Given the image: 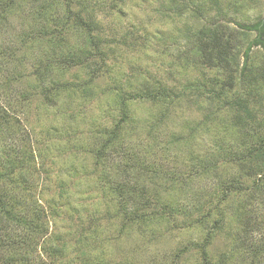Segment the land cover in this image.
I'll return each mask as SVG.
<instances>
[{"label":"rangeland","instance_id":"1","mask_svg":"<svg viewBox=\"0 0 264 264\" xmlns=\"http://www.w3.org/2000/svg\"><path fill=\"white\" fill-rule=\"evenodd\" d=\"M58 1L13 0V16L0 25V107L11 114L9 133L0 129V172L7 169L5 156L19 159L23 148L34 156L22 169L23 177L17 168L12 185L0 181V192L14 207L11 197L19 193L26 205L24 197L33 193L47 217L42 229L32 227L27 245L18 250L21 258L26 264H249L242 244L248 239L235 229L246 191L237 196L227 185L233 178L244 181V187L257 183L242 169L252 141L230 121L228 106L197 104L193 90L164 106L139 94L147 86L145 79L167 88L209 77L224 80L225 74L206 68L201 58L192 61L196 34L209 25L231 37L237 76L242 51L254 37L241 26L264 15V0H88L90 9L99 5L90 12L106 33L105 63L99 56L88 60L80 54V31H68L59 52L40 43L44 37L38 27L32 30L29 13L49 6L47 17L57 22L65 8ZM79 2L84 1H71ZM71 53L87 66L70 59ZM62 56L69 61L66 67ZM261 63L264 48L252 49L247 78H257ZM233 81L230 100L244 85L243 96L250 92L264 111L263 81L251 91L247 79L238 85ZM118 91L139 96L125 102L124 114ZM114 130L116 137L110 138ZM106 141L113 146L97 163L95 153ZM139 159L147 170L152 162L168 164L157 172L161 178L150 180L149 173L137 174ZM171 162L178 163L173 170L168 169ZM121 183L127 189L114 197L111 191ZM132 189L136 197L126 202ZM139 194L149 196L143 199L149 203L141 205ZM161 203L173 212L169 219L127 226L125 210L146 205L153 213ZM36 216L35 210L26 220L36 226L42 223ZM216 219L223 228L212 229ZM0 220L6 224H1L4 239L17 243L27 235L23 223L2 214ZM257 264H264L263 255Z\"/></svg>","mask_w":264,"mask_h":264},{"label":"trees","instance_id":"2","mask_svg":"<svg viewBox=\"0 0 264 264\" xmlns=\"http://www.w3.org/2000/svg\"><path fill=\"white\" fill-rule=\"evenodd\" d=\"M71 1L72 0L58 1L60 3L64 2L63 5L65 6V8L62 16L57 22H51L47 17V15L50 13L49 6L45 8L40 5L35 10H33L34 12L30 11V17L28 16V20L32 23V30L35 26L38 27L39 34L42 33L44 37L40 39V43L45 44V46H47L54 52H59L60 49L62 50L63 40L68 31H71V33H78V31H80V33L82 34L81 40L79 39L81 41L79 43L81 45L79 46V49H81L80 54L82 56L84 54L88 60H90L94 56H99L101 57L103 63H105L109 59V55L105 54L106 51L102 46L103 43L106 42V33L99 27V24L96 21V17L93 16V14H91L90 12L92 9L95 10V7L99 8V5L96 3L95 6H91L92 8L90 9L88 0H83V5L85 6H83L80 2L77 5L73 4L71 3ZM11 7H13V0H0V25H2L3 22H8L9 19L13 16L11 15ZM200 7L201 6L199 4L196 5L197 9H199ZM40 9L42 10V12ZM95 11L97 12V10ZM95 11H93V13H95ZM241 27L248 33H254V37L242 51L243 61L240 72L238 71L237 76H235V70H237L238 65H236V63L234 62L236 59V53L232 52L231 50L233 44L231 42V37L229 36V34H224L225 30L209 25L208 28L205 27L196 34V43L194 45L195 49L192 52V61L198 57L201 58L206 68L215 67L217 71L225 74V79L220 80L218 78L212 79L209 77V79L207 80L196 82L194 84L179 86L175 85L173 88H167L166 86L158 84V82L152 79H145L143 83H146L147 86L145 90H143L139 94V96L141 98L144 97L155 101L156 105L160 104L161 106H164L166 105V103H171L174 99L179 98L183 92L187 93L188 91L193 90V92L196 93L193 96V101L197 104H207L208 107H210L211 105H215V103L218 102L221 105H226L229 107L230 121H232L234 125L238 126L240 129H243L244 138L246 140L249 139L253 143L250 148H247L245 154L246 156L243 157V159H245V165L242 167V169L247 170V172L250 173L252 177H257V183H255L254 180L253 188H250L249 186L244 187V185H242L241 183L244 181L233 178L231 182L232 184H228L227 189H229V187H234V189L238 192L235 193L237 194V196H240L243 191H246V193L243 194L246 196V200L240 202L238 201L240 204L238 207H240L241 209L239 210L237 218H235L237 220L235 229L238 230L242 236L248 239L246 240V244L243 242L242 244L245 245V252L248 253L247 255L251 260L249 264H257L258 261H260L261 256H264V188H259L260 186L264 187V133H262L264 129V118L261 117L264 114V111L261 109V103L255 104V102L252 101L253 99L250 97V92H246L243 96L245 88L244 85L238 86L239 89L242 88V93L237 95L235 99L230 100L228 98V95L229 92L233 89V80H235L238 85L239 83H241V81L247 79L248 81H246V89L250 88V91L252 87L260 88L258 84H260L262 81L264 82V63H261V66L259 64L257 65L255 72V74L258 75L257 78H253L251 80L247 78L248 73L252 71L251 67L247 66V62H249L252 49L264 48V15L255 23ZM69 51L70 50H68V52ZM2 56L3 54H0V58ZM6 58L8 57H5V61ZM69 58L75 59L76 63L80 64V66L82 67L84 65L87 66L85 62L79 61V56L73 53H71V57ZM1 63L2 62L0 61V65ZM62 63L66 67L68 66L69 61H67L62 56ZM185 63L187 64V62ZM0 73H2L4 76V72L2 69L0 70ZM139 96H137L136 93L124 96L121 92L118 91L117 99L120 102L119 104L120 108L123 110V114L125 113V102L131 101L132 99H134L133 97L136 98ZM163 110L167 112V108ZM10 115L11 114L6 113V111H4L0 107L1 131H6L9 133V131L7 130V124L9 118L11 117ZM206 117L207 119L210 118L211 120L212 116ZM161 118L163 119V117ZM116 124L121 125L119 122H117ZM195 129L196 128H192L191 131H194ZM114 133H117V131L114 130L113 134L110 135V138L116 137V134ZM111 145L113 146L112 143L106 141L104 145H102L97 150V152L95 153V159L97 163L102 162L103 158L106 159L108 157L109 154L106 155L105 152H109V147H112ZM21 152L23 155L19 159L18 157L13 159V157L11 156L4 157L3 160H5V163H7L8 165L6 166L7 169H4V172H0V181L9 182L12 185L13 182L11 177L14 169L20 168L21 170L19 171L18 175H22V169L25 168L26 165L33 160L34 156L31 149L23 148ZM120 152L121 151H119V153ZM180 155L184 156L182 157L183 159L186 157L185 154ZM143 163L144 162L139 159V167L136 170L138 172L137 174L141 177L143 173H149L150 180H152L151 178L156 177L161 178L158 176L157 172L159 170H163V168H166L168 164L167 161L162 163L152 162L151 164H149L151 165V167L149 168V170H147L144 166H142ZM175 164L178 163H169L168 169L173 170ZM140 169L142 173L140 172ZM21 177H23V175ZM126 189L127 186L125 188V186H123V184L121 183L120 185L115 186L111 193L114 197L120 198V195L122 196L124 190ZM128 193L129 196L127 195L126 202L132 201L134 199V196L136 197L133 189ZM27 194L28 195H26V197H24L23 199L26 205L23 204V201L20 203L23 197L20 196L19 193H17L14 197H11L16 201V204L18 205L14 207V205L11 204H14V201L9 198H3L0 192V215L2 214L4 218H6L7 220L11 219L17 224L21 222L23 223L24 228H27L25 230L27 232L25 238H23L21 242L13 243L4 239L5 233H1V224H4L5 222L3 220H0V264H26V261L21 258L22 255L19 254L20 251L18 250L23 249L24 246L27 245V237L30 239V232L33 226L36 227V229H42L43 225H46L43 223V221L46 223L47 217L43 209H41L39 206V199L35 198V195L33 193L28 192ZM224 195L225 194H223L222 197H225ZM130 196L133 197L132 200ZM145 197L149 196L140 194L137 196L141 205L149 203L147 200H143ZM122 203L123 202H121V208H123ZM161 204L162 207L159 208V210L154 211L153 213L147 212V209H145L147 207L146 205L140 206V208L134 206L129 213L127 212V210H125L124 215L128 218L127 226H130V224L133 223H136L138 225L140 224V222H144L145 224L154 222L157 223V225H160V218L169 219L173 215V212L171 213L167 211L169 210V208L165 206V203ZM35 210L37 215L36 219H41L42 223L40 222V224L42 225L36 223L35 226L32 224V219L29 221L26 220V218L31 217ZM115 215L118 216L120 214L116 211ZM115 215H113V218H116ZM211 227L212 229H221L224 226L221 223L219 224V221H217L216 219L214 220V223ZM209 235H212V233H209ZM207 241L205 242V244L207 243ZM3 242L7 244L3 246ZM205 244L202 247L204 253L202 256L205 255Z\"/></svg>","mask_w":264,"mask_h":264}]
</instances>
